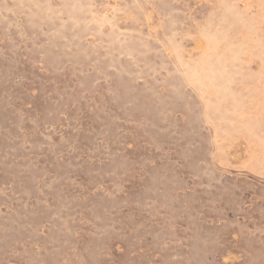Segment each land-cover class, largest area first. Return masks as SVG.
Instances as JSON below:
<instances>
[{"label": "rangeland", "instance_id": "rangeland-1", "mask_svg": "<svg viewBox=\"0 0 264 264\" xmlns=\"http://www.w3.org/2000/svg\"><path fill=\"white\" fill-rule=\"evenodd\" d=\"M0 264H264V0H0Z\"/></svg>", "mask_w": 264, "mask_h": 264}]
</instances>
